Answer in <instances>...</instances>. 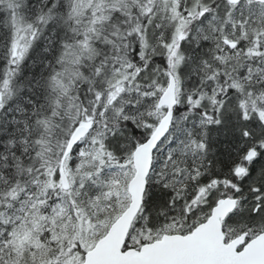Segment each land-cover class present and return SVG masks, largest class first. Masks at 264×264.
Instances as JSON below:
<instances>
[{
  "label": "snow or ice",
  "instance_id": "1",
  "mask_svg": "<svg viewBox=\"0 0 264 264\" xmlns=\"http://www.w3.org/2000/svg\"><path fill=\"white\" fill-rule=\"evenodd\" d=\"M0 264H264V0H0Z\"/></svg>",
  "mask_w": 264,
  "mask_h": 264
}]
</instances>
